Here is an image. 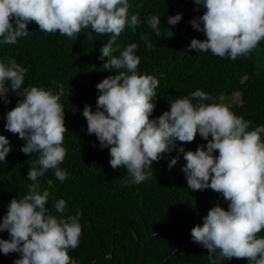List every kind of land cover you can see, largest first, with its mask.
I'll list each match as a JSON object with an SVG mask.
<instances>
[{"label": "clouds", "instance_id": "obj_1", "mask_svg": "<svg viewBox=\"0 0 264 264\" xmlns=\"http://www.w3.org/2000/svg\"><path fill=\"white\" fill-rule=\"evenodd\" d=\"M200 6L202 14L188 23L205 38L192 37L188 49L210 50L234 59L247 55L264 38V0H194V8ZM129 8L130 0H0V43H15L26 36L30 21L43 32L59 31L70 37L82 28L110 33L97 57L103 61L100 67L110 73L95 84L96 107L85 103L81 110L87 133L95 134L99 147H108L110 166L123 165L133 183L152 175V162L177 148L186 161L181 169L187 186L193 190L210 187L227 201L226 208L210 207L202 223L191 227L190 238L208 249L210 264L232 257H246V264H264V235L257 234L264 229V124L250 128L251 122L227 104L204 102L209 93L199 88L176 96L168 101V110L149 118L159 81L151 73L138 72L135 42L123 47L114 42L126 24L135 30L137 24L146 22L159 35L160 15L150 13L142 21L139 13L129 14ZM181 15L167 16L168 24H176ZM141 38L146 47H153L147 33ZM117 49L119 54H114ZM27 71L14 57L0 60V99L7 104L10 90L19 97L6 110L3 126L24 141L22 152L38 153L33 164L39 165L28 167L26 177L33 183L19 198L13 196L0 216V231L8 234L0 238V253H19L13 264H78L68 249L79 243L80 209L66 216L52 214L45 206L49 190H38L37 183L49 168L60 181L69 175L59 166L67 151L60 101L63 87L58 86L57 92L37 84L22 87ZM189 97L200 100L193 102ZM197 133L206 142L197 144L195 150L176 145L177 140L192 141ZM10 147L0 134V160L4 161ZM176 160L175 155L168 158L167 167ZM53 206L62 213L66 201L58 197Z\"/></svg>", "mask_w": 264, "mask_h": 264}, {"label": "trees", "instance_id": "obj_2", "mask_svg": "<svg viewBox=\"0 0 264 264\" xmlns=\"http://www.w3.org/2000/svg\"><path fill=\"white\" fill-rule=\"evenodd\" d=\"M203 10V6L194 8V0H130L129 14L139 13L143 21L155 13L161 21L159 35L146 22L137 24L135 30L126 24L114 42L121 47L135 42L134 51L140 57L138 72L151 73L159 81L149 118L168 110V101L176 96H187L199 88L209 93L204 102L226 104L224 98L238 94V103L227 104L230 109L248 119L250 128L264 124V38L247 55L234 59L210 50L188 49L192 37L205 38L202 31L188 23ZM176 12L182 14L180 21L168 24L166 17ZM26 27L28 34L18 37L15 43H0V60L14 57L28 69L22 87L37 84L53 92L59 91L58 86L63 87L60 101L64 107L63 143L67 151L59 166L69 175L60 181L49 168L37 178V183L38 190H49L45 206L52 214L66 216L80 209L79 243L76 248H69L68 254L78 264H210L208 249L190 238V229L202 223V216L213 205L227 207L222 195L210 187L193 190L187 186L181 169L186 161L177 148L152 162V175L133 183L123 165L110 166L108 147H99L95 134L86 131L81 110L85 103L96 107L95 84L110 73L100 67L103 61L97 57L101 44L111 34L82 28L70 37L59 31L43 32L35 21ZM87 32L92 35L87 36ZM144 33L153 47H146L141 38ZM114 54H119V49ZM6 95L7 104L0 99V134L6 136L11 147L4 161L0 160V216L6 212L9 200L22 196L27 185L33 183L26 177L28 167H39L33 164L38 153L22 152L24 141L3 126L6 110L19 99L11 90ZM189 98L193 102L200 100ZM205 142L197 133L192 141L177 140L176 145L195 150L197 144ZM173 155L177 160L169 169L167 160ZM48 179L52 184L47 183ZM58 197L66 201L62 213L53 206ZM257 234L264 235V229ZM7 236V230L0 231V238ZM18 257L17 252L0 253V264H13V258ZM246 261V257H232L222 264Z\"/></svg>", "mask_w": 264, "mask_h": 264}, {"label": "rangeland", "instance_id": "obj_3", "mask_svg": "<svg viewBox=\"0 0 264 264\" xmlns=\"http://www.w3.org/2000/svg\"><path fill=\"white\" fill-rule=\"evenodd\" d=\"M226 101V104H232V103H238L239 102V95L233 94L230 97L224 98Z\"/></svg>", "mask_w": 264, "mask_h": 264}]
</instances>
